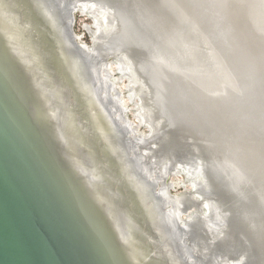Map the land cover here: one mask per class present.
I'll list each match as a JSON object with an SVG mask.
<instances>
[{
	"label": "bare ground",
	"instance_id": "obj_1",
	"mask_svg": "<svg viewBox=\"0 0 264 264\" xmlns=\"http://www.w3.org/2000/svg\"><path fill=\"white\" fill-rule=\"evenodd\" d=\"M13 1L10 5L0 0V11L67 109L155 264H227L229 257L236 264L249 263V258H253L251 262L258 259L264 264V198L257 204L250 201L254 196L250 182L264 180V66L258 68L257 54L250 47L247 49L258 35H263L264 40V0H222L219 7L221 0H190L203 1L204 15L212 10L215 16L203 29L195 15L190 14L192 8L182 9V16L180 12L178 17L190 29L186 35L180 34L182 26L175 22L176 7H187V0H125L126 6L120 2L123 0H89L97 7L96 11H99L97 3L103 9L97 17L98 29L92 31L89 27L101 42L93 48L80 44L76 36L75 43L69 36L68 26L73 24L81 0ZM112 6L118 9L111 20L108 15ZM234 19L241 21L239 43ZM60 22L64 23L61 30L64 29L65 36L59 34ZM223 22L227 25L219 36L216 31ZM106 23L110 25L109 34L116 40L111 41L110 49L107 43L112 36L107 43L103 41L108 34ZM192 51L210 57V63L201 69L190 66L187 54ZM118 52L119 70H128L124 58L130 61L128 72L132 74L134 94L141 82L147 80L142 96L146 115L141 116L142 124L159 135L158 141V136L153 135L154 144L153 137L149 141L137 134L134 124L122 116L118 107L120 79L110 83L109 78H114L110 67L113 62L106 60ZM45 59L55 68L57 77L45 68ZM141 62V70L149 73L150 78H142L138 68ZM232 83L238 85L236 90L233 88L238 95L234 99L233 90H227L226 100L235 101V107L224 111L231 115L224 114L225 118L217 111L208 112L207 109H213L209 108L212 106L209 96ZM176 85L183 89L181 95ZM92 102L105 110L110 123L106 132L93 117ZM195 154L202 164L206 161L215 182L212 192L207 187L213 197L207 198L205 205L199 195L203 189L193 194L185 188L173 196L169 188L176 183L164 179L178 156L177 160ZM220 176H225L229 189H219ZM145 193L156 211L151 204L147 207ZM194 207L196 212L183 222L182 215ZM209 210L211 215L201 216ZM222 247L226 248L224 254Z\"/></svg>",
	"mask_w": 264,
	"mask_h": 264
},
{
	"label": "water",
	"instance_id": "obj_2",
	"mask_svg": "<svg viewBox=\"0 0 264 264\" xmlns=\"http://www.w3.org/2000/svg\"><path fill=\"white\" fill-rule=\"evenodd\" d=\"M44 66L57 77L46 59ZM226 181L220 176L219 189H229ZM210 184L213 191L212 176ZM252 259L249 264L262 263ZM0 264H155L67 109L1 11Z\"/></svg>",
	"mask_w": 264,
	"mask_h": 264
},
{
	"label": "rangeland",
	"instance_id": "obj_3",
	"mask_svg": "<svg viewBox=\"0 0 264 264\" xmlns=\"http://www.w3.org/2000/svg\"><path fill=\"white\" fill-rule=\"evenodd\" d=\"M47 2V1H46ZM207 2V5L209 6V4H208V1H206ZM223 1L221 0V2L219 3V5H218V7L221 5V3H222ZM88 3H90V4H88ZM196 3V4H195ZM195 3L194 2H190V0H187L186 2H185V4L187 5V7L185 6L184 7V5H182V7L183 8H181V5L180 6H177L176 7V10L178 9V12H177V14H176V19H178V20H176V22L175 23H179L181 26V28L183 29H181L180 27L178 28V29H181L182 30V32L183 33H180L181 35H184L186 32L188 33V31H190V29H189V27L187 26V25H185L184 23L183 24H181L180 22H183V21H181V18L180 17H178V15H179V13L181 12V10L182 9H188V7H190V8H192L193 9V12H191L190 14H193V15H195L194 17L196 18V21H197V23L199 22V24H200V26H202V28L203 29H206V26L208 25V22H209V20H212L213 18H214V16H215V13H214V11H212L211 9H210V7H209V9L211 10L209 13H207L206 15H204V13L201 11V8H202V4H204V2L203 1H201V2H199V1H195ZM47 4V3H46ZM82 4H84V5H82ZM98 4V9H99V11L97 12L95 9L97 8V7H94L93 6V1H89V0H81L80 2H79V8L77 7V10L74 12V16H73V24H71L72 26H73V30H74V33H75V36H76V38H77V41L80 43V44H82V45H85V46H87V47H89V48H93V46H97L98 44H100L101 42H100V40H97L96 39V37H97V35L95 34V33H92L91 32V30H90V28L89 27H91L92 28V31H94V30H97L98 29V27H97V17H98V15H100L101 14V12L103 11V9H102V5L100 6V4L99 3H97ZM92 5V6H91ZM88 6V7H87ZM117 6V5H116ZM116 6H112L113 7V10H112V8H107V12H106V14H109V10H110V13L111 14H109L108 15V17H110L111 18V20L112 19H114L112 16H114L115 17V12H117V9H115V7ZM81 7V8H80ZM101 7V8H100ZM83 8H85V9H83ZM109 9V10H108ZM115 9V10H114ZM80 10H82V12H80ZM84 11V12H83ZM94 11V12H93ZM115 11V12H114ZM188 11H189V9H188ZM113 13V14H112ZM199 13H200V15H199ZM181 14V16H182V12L180 13ZM99 18H100V16H99ZM109 18V19H110ZM178 21V22H177ZM180 21V22H179ZM234 28H235V36L237 37V39H236V41H237V43H239L240 42V36H239V33H240V30H241V26H240V24L239 23H241V21H239V20H237V19H234ZM226 25H227V23H225ZM224 22L223 23H221L220 24V26H219V28H217V31H216V33H218L217 35H219L220 36V34H222L223 33V30L225 29V27H224ZM187 26V27H185V26ZM229 25V24H228ZM58 27H60V30H59V34H62L63 36H65V33H64V29H62L61 30V28H63V27H65L64 26V23H61L60 22V24L58 25ZM104 28L106 29V31L108 32V30H110V25H109V23H106L105 25H104ZM201 28V27H200ZM185 31V32H184ZM186 33V34H187ZM185 34V35H186ZM62 36V39L64 40V37ZM105 36L107 37H105L106 39L104 40L103 39V41H109L110 39V42H106L107 44V46L109 47V49L113 46L112 44H111V41H112V43H113V40H112V38H114L113 36H112V34L110 33L109 34V32H108V34H105ZM110 36H112L111 38H109V40H108V37H110ZM65 42V45L67 44L66 43V41H64ZM110 43V44H109ZM163 46H166L165 45V43L164 44H162ZM160 46L161 48L163 47V46ZM66 47H67V45H66ZM99 47V46H98ZM173 47H175V46H173ZM250 47V49H251V52H255L256 54H257V57H256V59H255V64L257 65V67L258 68H262V66H264V40H263V35H258L257 36V39L254 41V40H251L250 41V43L248 44V46H247V49ZM172 49H175V48H172ZM68 50V49H67ZM109 51H111V50H109ZM175 52H180V51H175ZM111 53V52H110ZM120 52H118L117 54L116 53H114V55L113 54H111V55H109V56H107L106 57V60L108 59V61L110 62V61H112L113 62V64H112V66H111V64H110V67H111V71H112V73H113V75H114V78L113 77H110L109 78V80H110V83L112 84V83H116L117 81L115 80V79H120V82H119V87H120V90H121V93H119L118 92V94H119V96L120 97H118V95H116L118 98H119V100H120V102L118 103V107L119 108H121V112L123 113H120V114H122V116L126 119V117H127V121H130V122H132L133 124H134V128H135V130L137 131V134L140 136V137H142L143 135L146 137V139H149V141H153V139H152V137L154 138V141H153V144H154V142H156V141H158V139H159V135H157V131H156V129H155V131H156V135L155 134H153L152 132H150L151 131V129H150V127H147L146 126V124H142V116L141 115H146V109L144 108V106H143V91L145 90V89H147V88H145V86H146V81H144L143 83L141 82V85H139V89H138V91L134 94V89H133V85L131 84L132 82H131V79H132V74L130 73V71L128 72V70H129V66H130V61H128L126 58H124V64H125V68H128V70L125 72V70H123V71H121V70H119L118 69V64H117V62H118V60L119 59H121V57H120V54H119ZM198 53V54H197ZM255 53H253V54H255ZM69 55H72L71 53H69ZM187 56H188V63L190 64V66H192V67H194V68H200V67H202V66H205V65H208L210 62H209V58H206V57H203V56H201L200 54H199V52L198 51H192V53H190V54H187ZM200 56V57H199ZM110 57V58H109ZM258 58V59H257ZM198 62V63H197ZM200 62H201V64H200ZM207 62H208V64H207ZM124 68V67H123ZM202 68H204V67H202ZM201 69V68H200ZM146 73V72H145ZM223 74V72L221 71V75ZM148 75H149V73H148ZM147 75V73H146V76H147V78H150L149 76ZM121 76V77H120ZM117 77V78H116ZM127 78V79H126ZM257 80V78H255V81ZM149 81V80H148ZM151 82V81H150ZM150 82H148L147 84H151ZM145 83V84H144ZM128 85H129V88H128ZM131 85V86H130ZM153 85V84H152ZM113 87H114V85H112ZM236 86H238V85H236V84H233L232 83V85L230 86V87H227V88H225V89H223V90H221V91H217L218 93L219 92H221V93H219L220 94V96H219V94L216 92V93H214V94H212V95H210L209 96V99H210V102H211V107H209L210 109H212V110H209V109H207L208 110V112H210L211 113V111L214 113H216V111L221 115V116H224L225 118L227 117V115H231V114H228V112H224V111H232L233 110V108L235 107L233 104H234V102L235 101H231V102H233V103H231L230 102V100L229 101H227L228 99L226 98V95H228V92H227V90L228 91H230V90H233V88L235 89V87ZM155 87V86H154ZM130 89V90H129ZM132 89V90H131ZM258 89V88H257ZM224 90H226V91H224ZM236 90V89H235ZM237 93L236 94V96H235V94L234 93ZM139 93H140V95H139ZM217 94V95H216ZM112 95V94H111ZM136 95V96H135ZM232 95H234V99H236V97H237V95H238V92L237 91H234L233 90V94ZM91 96H92V94H91ZM114 96H115V94H114ZM223 96V97H222ZM138 97V98H137ZM212 98V99H211ZM132 99V100H131ZM227 99V100H226ZM122 101H124V102H122ZM134 101L136 102V103H134ZM209 101V100H208ZM221 101V102H220ZM140 102V103H139ZM228 102V103H227ZM123 103V104H122ZM126 103V104H125ZM230 103L232 104V107H231V105H230ZM92 104H93V106H94V109H92V113H93V117L95 118V120H96V122H98V120H99V122L101 123H99L98 122V126H100L101 128H102V130H104V132H106L105 130H107L109 127H110V123L108 122V120H107V116H106V114H105V110H102L101 109V107L99 106H96L95 107V104L92 102ZM228 104V105H227ZM222 105H223V107H222ZM121 106V107H120ZM216 106V107H215ZM125 108H127L126 110H125ZM217 108V109H216ZM229 108V109H228ZM232 108V109H231ZM130 109V110H129ZM231 109V110H230ZM139 111H140V113H139ZM142 111V112H141ZM97 112H98V114H99V117H97ZM235 112L237 113L238 112V109H236L235 110ZM224 114H227L226 116L224 115ZM145 118H146V116H145ZM98 119V120H97ZM145 121V120H144ZM102 125V126H101ZM104 126V127H103ZM107 127V128H106ZM101 128H100V130H101ZM105 128V129H104ZM155 131H154V133H155ZM144 132V133H143ZM153 135H155V136H158V137H156L157 138V140L155 139V137L153 136ZM129 136H130V134H129ZM143 136V138H145ZM109 137V136H108ZM115 137V136H114ZM131 137V136H130ZM110 138V137H109ZM156 140V141H155ZM258 142H260V141H258ZM144 143V142H143ZM147 143H150V142H145V144H147ZM152 144V143H151ZM114 145L115 146H117L116 145V143H114ZM146 146V145H145ZM148 146H149V144H148ZM255 147V145H253V148ZM121 148V147H120ZM257 148H260V149H262V147H260L259 145H258V147ZM158 149H159V151H162V149H161V147H158ZM157 149L155 148V151H156ZM123 153V155H124V152L123 151H121V154ZM125 156V155H124ZM188 155H186V157H187ZM185 156H183V157H181L180 156V159L179 160H177L178 158H179V156L176 158V160H174L173 161V163H172V167H174V168H172L171 167V170H170V172H169V174L167 175V176H165L164 177V179L166 178L167 180H168V182H170V183H172L173 181L176 183V186L175 187H172V188H169L170 189V194L171 195H173V196H176V195H178V194H180V192L181 191H184L185 190V188L186 189H188L191 193H195V194H197V192L198 191H201L202 189V192L199 194L200 196H202L201 197V201L202 202H204V205H205V201L207 200V198L208 199H211L213 196H211V194L213 195V193H210V192H212L211 191V186L209 185V183H210V174H209V172H208V165H207V163H205V162H203V164L199 161V159L197 158V155L195 154L194 155V157H193V155L191 156V155H189V157H187L188 159H186V161H185V158H186ZM124 158V157H123ZM182 158V159H181ZM254 158H256V157H254ZM184 159V160H183ZM190 159V163H189V160ZM191 159H192V162H191ZM193 159H196V161H193ZM175 161H177L176 163H175ZM184 162V163H183ZM187 162H188V164H187ZM180 163H182V164H180ZM193 163H194V165H193ZM196 163V164H195ZM204 165V167H206L207 169L205 170H203L202 168H204L202 165ZM185 164V165H184ZM187 164V165H186ZM190 164H192L193 166H190ZM198 164V165H197ZM174 165V166H173ZM126 166V164H124L123 165V167H125ZM185 166H187V168L185 167ZM189 166V167H188ZM198 166V167H197ZM201 166H202V168H201ZM127 167H129V166H127ZM187 169H185V168ZM193 167V168H192ZM190 168V169H189ZM173 169H174V171H173ZM185 169V170H184ZM191 169H193L192 171H191ZM194 169H195V171H194ZM200 169V170H199ZM197 170V171H196ZM205 171V172H204ZM208 173H207V172ZM196 172V173H195ZM198 172H199V174H198ZM203 172H204V174H203ZM191 173V174H190ZM205 173H206V175H208V176H204L205 175ZM195 174V175H194ZM201 174H203V175H201ZM202 176L204 177V179L202 178ZM208 177V178H207ZM196 178V179H195ZM205 179H206V181L207 182H205ZM207 179H209V180H207ZM171 180H173V181H171ZM177 180H179V181H177ZM180 180H182V181H180ZM195 183H194V182ZM198 181H200V183H201V185H199V182ZM188 182V184H186ZM197 182H198V184H197ZM178 183V184H177ZM205 183V184H204ZM252 184H253V186H252ZM257 184V185H256ZM196 185H199V186H196ZM205 185V186H204ZM162 186V183H160V187ZM188 186V187H187ZM200 187V188H199ZM211 188V189H208V188ZM262 187V188H261ZM207 189H208V191L210 190V192H208L207 191ZM250 189H252L254 192V198L252 197L251 198V204H257V203H259L260 202V200H261V202H262V199L264 198V194H263V191H264V180H260L259 181V179H257V180H253V181H251L250 182ZM196 190V191H195ZM206 190V191H205ZM257 190H258V192H257ZM199 193V192H198ZM207 193V194H206ZM202 194V195H201ZM209 194V195H208ZM206 195H208V197L206 196ZM146 198H147V201H146V205H147V207H148V205H152L153 206V209H155V211H156V208H155V204L150 200V199H148V197H147V194L145 193V195H144ZM209 196H211V197H209ZM253 199V200H252ZM250 201H249V203H250ZM248 204V203H247ZM250 204V205H251ZM249 205V204H248ZM207 207V206H206ZM229 208V207H228ZM197 210V207H194V209L193 208H191L190 210H188L185 214H183L182 215V221L184 222L186 219H188L189 218V216H191V215H193L195 212H196V210ZM207 210H208V208H206ZM242 210H243V207H242ZM210 212H212L211 210H209V212L207 211H204V213H201L200 215L203 217V216H208V215H211L210 214ZM153 219H155V218H153ZM157 219V218H156ZM190 221V220H189ZM221 222V221H220ZM222 223V222H221ZM185 227H188L187 225L185 226ZM184 229V228H183ZM188 229V228H187ZM186 231V233L188 234V232L189 231H187V230H185ZM186 234V237L188 236ZM188 238L189 237H187V242H188ZM225 250V252H224V250ZM222 254H224V253H226V248H223L222 247ZM222 254H220V255H222ZM235 256L237 257L238 255H236L235 254ZM232 259V260H231ZM230 259V257H229V259L227 260V264H236L235 262H234V258H231ZM246 264H249V263H246Z\"/></svg>",
	"mask_w": 264,
	"mask_h": 264
}]
</instances>
